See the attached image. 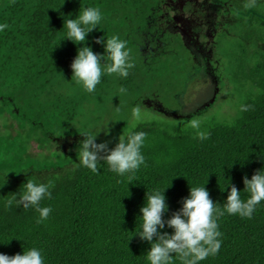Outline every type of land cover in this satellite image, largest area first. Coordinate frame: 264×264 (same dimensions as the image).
I'll use <instances>...</instances> for the list:
<instances>
[{"label":"trees","instance_id":"1","mask_svg":"<svg viewBox=\"0 0 264 264\" xmlns=\"http://www.w3.org/2000/svg\"><path fill=\"white\" fill-rule=\"evenodd\" d=\"M259 2L264 15V0ZM84 7H97L102 15V29L94 28L85 40L94 53H103L102 44L95 42L103 36L125 41L129 57L139 55L145 63L150 53H189L184 33L171 22L168 0H0V24L7 25L0 30V114H8L7 126H16L15 132L0 134V185L3 174L12 170V181L0 186V253L12 256L37 247L45 264H147L144 255L150 244L133 235L145 192L165 188L166 219L194 185H204L209 198L222 206L228 188H220L229 180L246 199L242 177L250 179L264 168V50L248 56L242 48L234 67L227 64L241 98L239 109L229 121L200 122L207 139H198L189 126L158 121L97 137V143L108 141L111 148L130 132L145 133L141 148L145 163L130 179L109 172L103 162L93 174L67 156L35 161L25 138L36 130L39 139L46 138V122L55 130L65 128L78 114L81 100L104 102L119 87L126 96L142 95L150 85L144 65L135 62L125 78L102 72L92 93L70 80L69 65L80 45L61 40L63 15L75 18ZM248 21L261 25L264 41V17L253 13ZM152 86L148 94L155 95V88L171 93L176 84L169 80ZM242 104L246 111H240ZM26 179L51 182V198L40 202L51 212L40 224L35 223L38 213L32 208L5 207L13 193L22 191ZM216 222L220 249L199 264H264V201L250 219L224 214ZM162 231L171 233L167 227ZM171 264H181L175 254Z\"/></svg>","mask_w":264,"mask_h":264},{"label":"rangeland","instance_id":"2","mask_svg":"<svg viewBox=\"0 0 264 264\" xmlns=\"http://www.w3.org/2000/svg\"><path fill=\"white\" fill-rule=\"evenodd\" d=\"M168 3L172 5L171 22L184 33L182 36L190 45L189 53L183 55L169 50L165 54L150 53L146 63L139 55L129 57L131 63L145 67L143 73L150 85L142 95L131 93L126 96V92H119V87L104 102L95 98L81 100L78 114L65 128L55 130L46 122V138L39 139L40 130L25 138L28 154L33 160L40 162L45 156L55 160V154L77 160L78 149L75 148L82 139L79 132L90 129L98 132L99 137L111 130L116 134L129 130L132 128L130 109L134 105L146 115L144 121L180 127L188 126L193 118L200 122L229 121L236 115L241 98L234 88L227 64L234 67L242 57V48L246 49L248 56L257 49L264 50L261 25L248 21L253 13L264 17L262 4L259 0H168ZM154 57L156 60L153 62ZM169 80L176 84L174 88L179 85L178 88H171V93H163L160 87L159 90L155 88L158 91L155 95L148 94L154 89L152 84ZM46 119L48 121L49 117ZM8 121V114L2 112L0 134L15 132L16 126H7ZM29 170L36 172L34 168ZM7 172L6 181L10 183L12 170Z\"/></svg>","mask_w":264,"mask_h":264},{"label":"clouds","instance_id":"3","mask_svg":"<svg viewBox=\"0 0 264 264\" xmlns=\"http://www.w3.org/2000/svg\"><path fill=\"white\" fill-rule=\"evenodd\" d=\"M70 17L71 15H63L64 35L61 40L67 39L73 45H80L69 65L70 80L82 87L85 92L92 93L96 85L101 82L102 72L115 74L120 78L127 77L128 70L133 65L129 61L125 41L117 36L97 38L95 42L102 44L103 53H94L85 43L89 32L94 28L102 29L99 28L102 20L100 9L79 8L75 18ZM6 27L7 25L0 24V30ZM125 91L124 88L119 89V92ZM246 110V105H240V111ZM146 118L139 106L131 107L132 128ZM188 126L196 130L195 135L198 139H207V133L199 130V119H191ZM79 134L82 139L78 141L75 148V150L78 149L76 152L78 164L75 166L87 169L93 174L97 173L98 164L103 162L109 172L117 177L128 176L130 179L145 163L141 153L145 140L143 131L130 132L126 139L118 138L111 148L108 147V141L96 142L98 132L85 129ZM7 173L3 174V184L6 182ZM242 182L247 198L242 199L241 192L227 180V184L220 188L221 191H224L225 187L228 188L222 206L209 198L204 185L191 186L188 195L180 201L179 209L172 212L166 219L163 218L168 211L164 196L165 188H154L145 192L143 205L139 208L138 227L133 235L150 244L144 255L147 264H171L173 254L181 264H199L208 256L215 255L221 245L217 218L228 214L250 219L256 206L264 201V168L257 170L250 179L242 177ZM50 187L51 182H34L26 179V183L22 184V191L13 193L12 197L5 202V207L32 208L38 213L35 223L40 224L47 220L51 212L49 206L40 205L43 199L51 198ZM166 227L171 229V233L162 231ZM0 264H45V261L39 248L30 247L12 256L0 253Z\"/></svg>","mask_w":264,"mask_h":264}]
</instances>
